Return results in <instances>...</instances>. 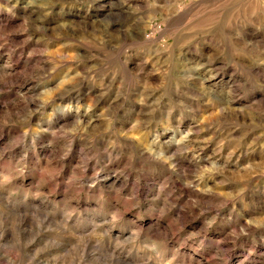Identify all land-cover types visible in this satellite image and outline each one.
<instances>
[{"label":"rangeland","instance_id":"374dc122","mask_svg":"<svg viewBox=\"0 0 264 264\" xmlns=\"http://www.w3.org/2000/svg\"><path fill=\"white\" fill-rule=\"evenodd\" d=\"M0 264H264V0H0Z\"/></svg>","mask_w":264,"mask_h":264},{"label":"bare ground","instance_id":"6f19581e","mask_svg":"<svg viewBox=\"0 0 264 264\" xmlns=\"http://www.w3.org/2000/svg\"><path fill=\"white\" fill-rule=\"evenodd\" d=\"M209 79V78H208Z\"/></svg>","mask_w":264,"mask_h":264}]
</instances>
